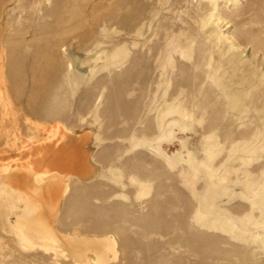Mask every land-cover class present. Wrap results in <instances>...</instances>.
I'll use <instances>...</instances> for the list:
<instances>
[{
  "label": "rangeland",
  "instance_id": "374dc122",
  "mask_svg": "<svg viewBox=\"0 0 264 264\" xmlns=\"http://www.w3.org/2000/svg\"><path fill=\"white\" fill-rule=\"evenodd\" d=\"M136 11L148 20L133 19ZM200 14L198 0H0V180L5 181L7 176L5 166L28 164L30 159L47 160L55 151L62 152L60 130L88 135L86 148L97 172L86 178L72 175L68 179L58 221L66 215L68 201L80 200V195L89 197L91 212L85 217L76 214L77 218L66 227L59 224V229L88 238L112 237L118 244L120 259L109 264H264V256L257 253L255 245L221 229L198 225L192 219L198 203L182 184L178 170L168 169L147 142L141 146L136 142L134 149L129 142L145 134L147 138L157 135L153 116L146 118L154 93L147 86L159 75L152 61V48L159 39L157 32L163 26L177 36L186 31L183 42L191 38L196 51L206 49L209 42L203 44V40L208 35L201 33L194 22ZM223 15L227 18L222 24L224 30L233 31L243 20L251 23L245 31L251 30L257 39L264 40V0L228 4L223 7ZM152 16L153 22L149 20ZM71 56L81 60L78 88L72 87L68 77L73 72ZM134 61L138 63L136 67L132 65ZM183 64L186 71L181 68ZM191 67V62L177 60L169 93L191 76ZM140 75L142 78L138 79ZM207 84L211 85L210 81ZM212 92L207 96L209 104L219 100L218 92L213 88ZM254 94L261 105L258 125L263 127L264 86ZM45 99L53 116L43 120L34 112ZM202 99L199 97V102ZM221 109L217 105L210 110ZM198 114L201 118L202 113ZM210 122L209 115H205L201 130ZM231 123L223 115L217 121L222 142L227 141V132L230 140H240L251 129ZM260 157L251 170L264 168V153ZM227 158L225 151L215 164ZM117 168L123 171L118 180L110 176V170ZM262 172L257 171L259 177ZM133 176L147 181L145 185L151 190L148 195L140 199L136 196ZM232 178L235 181L234 175ZM197 187L203 189L204 182ZM3 189L7 194L2 197ZM121 194L127 198L119 197ZM7 200L25 206L18 202V194L10 186L0 188V264H74L63 258L55 262L52 254L18 244L8 222L15 219L10 210L13 204ZM157 204L168 207L169 212H162L158 220L151 219L152 206ZM113 206L124 209V213L114 216L116 226L128 230L95 229L100 215L94 210L108 211ZM223 207L231 212V217L224 213L220 218L245 228V216L250 212L247 201L237 199ZM70 215L73 217L74 213ZM254 217L259 220L261 214L254 212ZM168 224L169 231L165 229ZM124 234L146 237L147 247L142 251L133 248L129 260L120 246Z\"/></svg>",
  "mask_w": 264,
  "mask_h": 264
},
{
  "label": "bare ground",
  "instance_id": "6f19581e",
  "mask_svg": "<svg viewBox=\"0 0 264 264\" xmlns=\"http://www.w3.org/2000/svg\"><path fill=\"white\" fill-rule=\"evenodd\" d=\"M238 2L239 0H198L202 14L194 22L201 33L208 35L203 44L209 42L206 49L200 51L195 49V40H181L183 36H187L186 31H180L177 36L174 32H169V27H160L156 34L158 42L152 48V61L155 63V72H159V75L147 86L153 88L154 93L152 106L146 115V118L153 116L157 135L147 138L145 134L141 139L132 138L129 142L133 149L147 142L152 153L168 169L178 170L182 184L198 203L192 216L198 225L221 229L245 243H251L256 246L257 253L264 256V168L256 167L251 170V166L261 159L260 153H264V126L258 125L261 120V105L257 94H254L264 86V40L257 39L251 30L245 31L251 23L243 20L234 26L233 31L230 28L224 30L225 26L222 24L227 18L223 15V7ZM132 17L139 22L148 20L138 11L133 12ZM154 18L152 16L149 20L153 22ZM237 29L240 30L236 31ZM197 52L199 55L196 57ZM70 60L73 72L68 77L72 87L78 88L81 60L80 57L73 56ZM177 60L191 62L189 70L194 74L177 83L179 88L169 93L174 82ZM137 64L135 61L132 63L134 67ZM181 68L183 71L187 70L184 64ZM141 78V75L138 76V79ZM208 81L211 85L207 84ZM212 88L218 92L219 100L209 104L207 96L213 94ZM197 97L203 99L199 102ZM47 104L45 99L41 108H36L34 113L37 118L45 120L53 116L47 109ZM217 105L222 109L210 110ZM199 112L202 113L201 118H198ZM207 114L211 122L202 131L200 127ZM222 115L224 119L232 120L231 126L238 124L240 128L250 127L249 133L242 134L240 140H230L227 132V141L222 142L217 126ZM59 133L58 141L64 142L62 152L55 151L47 160L30 159L28 164L16 162L15 166L3 168L7 176L5 181L0 180V188L10 186L11 191L18 194V202L25 203L23 208L15 201L7 200V203L13 204L10 210L15 214L14 221L8 220L9 225L18 244L23 248L52 254L55 262L61 258L74 264H109L117 261L120 259L118 244L112 237L104 240L88 238L59 229V224L66 227L73 218H77L76 214L80 213L85 217L91 212L89 197L80 195V200L68 201L64 211L66 215L62 221H58L62 200L68 189V179L72 175L86 178L97 172L91 164L89 149L86 148L89 136L62 130ZM191 136L194 138L191 139ZM185 137L187 139L182 141ZM225 151L228 158L219 165L215 164ZM260 169L263 172L259 177L257 171ZM110 172V176L116 180L123 177V171L118 168ZM131 180L137 185L136 196L139 199L151 192L145 185L147 181L144 182L137 176H133ZM201 181L204 182V187L200 190L197 184ZM5 194L7 192L3 189L1 196ZM119 197L127 198L124 194ZM237 199L249 203L250 212L245 216V228H239L235 223L220 218L224 213L231 217V212L223 205H230ZM94 211L100 215L95 229L128 230L115 224L114 216L124 213L122 207L113 206L108 211ZM162 212L168 213V207L153 205L149 216L158 220ZM254 212L261 214L259 220L254 217ZM73 213V217L69 216ZM253 228L257 230L254 231ZM165 229H170L169 224L165 225ZM145 238L143 234L134 238L124 234L120 246L124 248L127 260L133 256V248L142 251L147 247ZM243 264L249 263L244 261Z\"/></svg>",
  "mask_w": 264,
  "mask_h": 264
}]
</instances>
